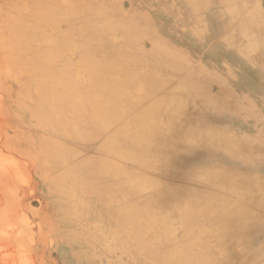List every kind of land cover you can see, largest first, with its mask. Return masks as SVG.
Returning <instances> with one entry per match:
<instances>
[{
  "label": "rangeland",
  "instance_id": "obj_1",
  "mask_svg": "<svg viewBox=\"0 0 264 264\" xmlns=\"http://www.w3.org/2000/svg\"><path fill=\"white\" fill-rule=\"evenodd\" d=\"M19 1L0 0L3 39L6 35H14L8 13L17 10ZM210 1V5L204 6L208 0H202L203 7L196 10L193 7L187 9L189 0H52V5L61 9L80 4L83 8L81 14L71 13L74 15L71 18L78 21L74 30L69 28L67 21L52 26L47 23L41 27L45 41L52 43L51 51L46 50L45 44L34 42L32 50L15 57L9 52L8 45L0 40V264H111L110 254H102L99 260L95 254L98 251L91 249L97 245V249L104 250L105 241H91V232L86 230L100 225V221L91 218L92 213L99 212V209L82 206L84 199H89L83 195V189L94 180L101 182V175L97 179L87 173L80 176L85 171L81 169L87 160L102 158L98 146L103 139L81 142L53 133L52 127H46L54 122V115L61 108L57 104L53 108L47 105L46 109L48 95L56 100L55 96L64 93L70 96L72 103L84 101L82 95L87 89L82 59L94 56L89 52L92 44L103 40L119 52L127 48L128 56L157 62V68L165 69L167 81L163 91L181 99L178 111L183 114L182 120H187L182 125V140L193 133L195 121H202L208 128H221L237 141L244 137L246 140L255 139L260 135L264 127V31L258 34L261 39L256 56L258 66H253L254 62L245 57L252 65H241L233 56L238 53L232 44L234 42L229 43L231 41L228 40L224 44L222 41V35L226 33L229 38H238L225 27L230 16L222 11V0ZM242 1L250 11L258 10L264 16V0ZM195 26L200 27V35L187 32ZM69 35L86 38L88 44L77 46ZM162 47L164 57L160 55ZM41 53L43 61L39 60ZM226 57L233 65L222 62ZM48 66L53 70L52 88L46 84ZM259 73L260 81L248 80H256L254 77ZM71 86H75L79 94ZM253 86L259 90L250 92L249 88ZM177 88L179 93H174ZM204 91L216 95L227 105L237 102L247 109L212 110L205 100ZM153 99V96L149 97L142 106ZM247 110L252 112L251 117H247ZM258 126L262 128L259 130ZM236 140L235 145L241 148L242 143ZM47 145L54 154L58 149L56 157L44 154H49ZM181 147L174 155L169 153L165 154L166 157H156L157 163L149 167L134 161L126 163L114 156L106 157L122 170L114 183L125 182L127 177L123 171L132 168L140 173V177L157 180L147 191L133 195L131 201L141 209L155 194L151 190H158V186L168 193L177 192L181 197L199 200L200 205L215 203L213 207L218 212L231 209V206L244 209V214L229 219L231 225L213 217L196 233L201 234L211 247H216L214 232L227 231L228 243L235 245L238 243L235 240L239 239L240 250L253 260L250 264H264V205L256 202L259 194L236 193L230 187L220 189L216 185L223 181L220 173H225V168L248 175L260 174L264 179V168L259 166L261 162H257L261 157L253 156L245 162L242 157L210 147L207 142L194 148L186 143ZM67 149H70V154ZM166 149L167 146L164 151ZM63 153L69 157H61L66 156ZM167 161L172 163L164 167ZM161 166L163 173L152 168L159 167L160 170ZM77 177H81V185L71 188ZM108 224L116 232L119 228L124 230L116 221ZM168 224L174 228L179 226L174 219H170ZM156 227L152 225L151 231ZM132 231L130 227L129 234ZM189 245L191 251L202 248L196 243ZM128 248V253L123 254L125 264H145L143 261L153 255L135 258V253L132 256L131 252L134 248L131 245ZM213 259L220 264L224 256L213 255ZM169 264H175L174 260Z\"/></svg>",
  "mask_w": 264,
  "mask_h": 264
},
{
  "label": "bare ground",
  "instance_id": "obj_2",
  "mask_svg": "<svg viewBox=\"0 0 264 264\" xmlns=\"http://www.w3.org/2000/svg\"><path fill=\"white\" fill-rule=\"evenodd\" d=\"M189 2L187 9L193 7L200 10L203 7L202 0H189ZM222 2V11L227 12L230 16L225 27L226 29L230 28L231 34L238 37L229 38L226 33V35H222L224 41L230 40L229 43L233 41L232 44L237 48V52L253 61V66H258L256 56L258 45L261 43L258 34L260 31H264V16L258 10L250 11L242 0H222ZM211 3L212 1L208 0L204 6ZM82 8L83 5L80 4L61 9L53 6L52 0H20L17 10L8 13L9 26L14 35L12 37L6 35V38L3 39V33L0 32V40L8 45L9 52L15 57L25 51L32 50L34 42H38L40 45L45 44L43 46L46 50L51 51L52 43L48 40L45 41L41 27L47 23L52 26L61 21H67L69 28L74 30L78 21L71 18L74 16L71 13L81 14ZM200 31L199 26H195L190 31L187 29V32L193 35H200ZM70 38L75 41L77 46L88 44L86 38L74 35ZM89 49V52L93 53L94 56H85L82 59V66L86 74L84 83L87 89L86 93L82 95L84 101L72 103L70 96L64 93L55 96L57 97L56 100L53 99V96L48 95L50 98L47 97L45 108L47 109V105H52V108L57 104L61 106L60 111L54 115V122L46 125L47 129L52 127L53 133H59L65 138L81 142H94L103 139L101 145L98 146L102 152V158L87 160L82 165L83 167L81 166V170L85 169V171L81 175L79 174L84 177V174L87 173L96 179L101 175L102 181L94 180L90 184L91 189L90 186L84 185L87 188H84L85 193L83 191L82 193L86 198L89 196V199L81 197L84 199L82 202L84 208L89 209L95 206L99 209V212L92 213L91 218L100 221V225L92 227L93 229H90L91 227L86 229L91 232L89 235L91 241H105L104 250L97 249V245L96 248H91L93 251H98L95 252L97 258L100 260L102 254H110L111 264H125L123 263V254L128 253L127 251L130 250L128 247L131 245L134 248L131 250L132 256L134 252L135 258L140 255L147 257L149 254H153L143 261L145 264H169L172 260L175 264H216L213 255L218 254L224 256L223 263L220 264L252 263L253 260H249L245 252L240 250L239 239L235 240L238 242L235 245H232L231 242L228 243L230 240L227 239V231L224 233L221 230L214 232L216 237L214 239L217 241L216 247H211L212 245L207 244V240L201 234L196 233L209 221H212L213 217H217V220L222 223L226 222L231 225L232 222L229 219L244 214V209L240 210L231 206V209L218 212L213 207L215 203L200 205L201 201L199 200L181 197L177 192L170 191L168 193L163 188L160 189V186H158V190L155 188L151 190L155 194L151 195L143 209L138 208L137 204L133 203V200L131 201L133 195L147 191L157 180L140 177V173L133 171L132 168L123 171L127 177L125 182L114 183L117 182V177L122 170L119 167L116 168L115 164L107 160L106 157L114 156L126 163H133L134 161L149 167L157 163L156 157H166L165 154L174 155L180 151L181 145L184 143L190 144L194 148L207 142L210 147L235 154V156L242 157L245 162H248L253 156L264 157V127H257L259 130L262 128V130L255 139L246 140L244 137L241 141H237L221 128L212 126L208 128L202 121H195L196 126L192 129L193 133L190 132V135L182 140V125L187 120H182L183 114L178 111V108L181 107V99L178 96H170L168 95L169 92L163 91L167 81L164 74L165 69L157 68L159 66L157 62H147L141 57L128 56L127 48L122 52L114 50L103 40L92 44ZM160 52L162 53L160 55L164 57L163 47ZM42 54H39L41 61L44 59ZM52 83L53 70L48 66L46 84L52 88ZM70 88L78 93L75 86ZM225 88L228 93V88ZM178 89H175L174 93H179ZM40 90L43 92L42 87ZM258 90L257 86L249 88L250 92ZM203 95L207 97L205 99L203 96L212 110L227 109L234 111L232 108H235L236 111H241L247 109L237 102H234L232 106L227 105V103L220 101L219 97L207 94L206 91L203 92ZM151 96L154 99L143 107V103ZM246 103L250 102L246 101ZM65 112L67 113L66 116ZM251 116L252 112L248 111L247 117ZM235 140L242 143L241 148L235 145ZM61 146L62 144L59 145V148ZM165 146L167 149L164 151ZM47 148L49 154L47 152L44 154L50 155L48 157H56L58 149L54 151V154L49 145ZM67 150L70 154V149ZM77 153L79 152L75 154ZM69 154L61 157H69ZM167 163L168 161L164 163V167L172 162ZM92 166H96V170H93L94 167ZM152 168L157 172H164L163 166L160 170H158L159 167ZM220 174L223 175L222 180L224 182H218L217 187L220 189L230 187L236 193L241 191L258 193L259 197L256 202L264 205V179L261 178L262 175H248L229 168H225V173ZM218 175L219 173L215 176L218 177ZM103 180L107 183H104ZM80 181L81 177L80 179L77 177L72 181L71 188L76 189L80 186ZM168 207L171 209H165ZM170 219L176 220L179 226L174 228L168 224ZM115 221L124 230L120 228L118 232L111 230L108 223ZM152 225H157L155 231H151ZM130 227L133 231L129 234ZM75 233L78 236L77 232H73V234ZM78 239L81 240V238ZM190 243L200 244L202 248L198 251H191Z\"/></svg>",
  "mask_w": 264,
  "mask_h": 264
},
{
  "label": "crops",
  "instance_id": "obj_3",
  "mask_svg": "<svg viewBox=\"0 0 264 264\" xmlns=\"http://www.w3.org/2000/svg\"><path fill=\"white\" fill-rule=\"evenodd\" d=\"M222 38V37H221ZM222 41L224 42V44H227V41L225 42L224 41V39L222 38ZM235 49V48H234ZM233 50V49H232ZM232 50L230 51V50H227V52H229V53H231L232 52ZM236 54H238V56L236 55ZM235 55L233 54V56L236 58V60L238 61V62H240V64L241 65H252V64H250V62H248L245 58H244V56L243 55H239V52L238 53H236ZM231 60L230 59H228L227 57L222 61V62H224L226 65H228V64H231V62H230ZM231 65H233V64H231ZM261 73H259V75H257L256 74V76L254 77V78H256V80L254 79H248L249 81L250 80H252V82H254V83H256V81H260V78H261V75H260ZM260 76V77H259ZM261 157V156H260ZM259 157V158H260ZM258 163H260V167H263L264 168V157H261V159H259L258 161H257ZM262 173H264V170H263V172Z\"/></svg>",
  "mask_w": 264,
  "mask_h": 264
}]
</instances>
